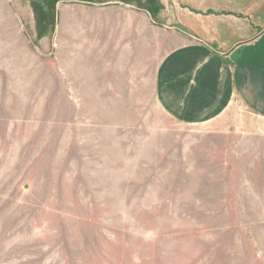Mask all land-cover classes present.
Instances as JSON below:
<instances>
[{
	"label": "rangeland",
	"instance_id": "374dc122",
	"mask_svg": "<svg viewBox=\"0 0 264 264\" xmlns=\"http://www.w3.org/2000/svg\"><path fill=\"white\" fill-rule=\"evenodd\" d=\"M231 16L264 0H0V264H264V120L157 95L174 48L252 37Z\"/></svg>",
	"mask_w": 264,
	"mask_h": 264
},
{
	"label": "crops",
	"instance_id": "0c3cea01",
	"mask_svg": "<svg viewBox=\"0 0 264 264\" xmlns=\"http://www.w3.org/2000/svg\"><path fill=\"white\" fill-rule=\"evenodd\" d=\"M229 19L243 23L252 37L226 51L192 40L162 59L158 100L174 118L210 121L236 103L244 112L239 127L247 126L248 116L264 120V23L258 26L250 25L248 19Z\"/></svg>",
	"mask_w": 264,
	"mask_h": 264
}]
</instances>
